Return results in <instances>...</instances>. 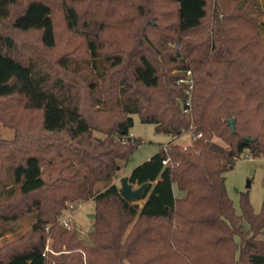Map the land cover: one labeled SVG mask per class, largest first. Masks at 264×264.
Segmentation results:
<instances>
[{
	"label": "trees",
	"instance_id": "trees-1",
	"mask_svg": "<svg viewBox=\"0 0 264 264\" xmlns=\"http://www.w3.org/2000/svg\"><path fill=\"white\" fill-rule=\"evenodd\" d=\"M7 107L40 132L0 137V236L33 216L0 264H264V199L256 213L242 193L237 214L225 175L264 156V0H0ZM134 114L172 140L127 200L113 179L145 143ZM89 200L83 239L59 217Z\"/></svg>",
	"mask_w": 264,
	"mask_h": 264
},
{
	"label": "rangeland",
	"instance_id": "rangeland-1",
	"mask_svg": "<svg viewBox=\"0 0 264 264\" xmlns=\"http://www.w3.org/2000/svg\"><path fill=\"white\" fill-rule=\"evenodd\" d=\"M134 126L131 129L136 136L144 139L145 143L135 151L132 159L123 165L122 169L116 172V181L119 187L122 188L123 180L122 173L127 172L134 166L141 164L148 159L154 152H156L161 144L172 140V136L164 133H157L155 125L151 123H144L140 120L138 114H134ZM24 133L26 136L33 138L34 133L40 132V113L38 111H24L12 109L7 107V111L0 110V137L7 141H13L16 138V130ZM96 135H102L95 132ZM29 137V138H30ZM192 136L190 132L182 135L178 142L187 146L191 143ZM226 186L229 197L232 199L235 211L241 214V195L248 193L250 203L253 210L258 213L261 210L264 199V156L254 157L245 151L233 168L226 173ZM250 184V185H248ZM105 185H102L104 188ZM141 186L133 185V189H138ZM176 195H182V192L177 189L175 185ZM143 204L144 200H136ZM95 214V202L89 200L86 202L75 201L70 203L66 210L59 217L60 223L68 220L70 226L78 230L81 238L86 239L88 232L94 228V218L90 214ZM33 216L26 217L18 222L12 232L4 236H0V246L7 241L12 240L15 236L26 231ZM51 244V240L49 241Z\"/></svg>",
	"mask_w": 264,
	"mask_h": 264
},
{
	"label": "water",
	"instance_id": "water-1",
	"mask_svg": "<svg viewBox=\"0 0 264 264\" xmlns=\"http://www.w3.org/2000/svg\"><path fill=\"white\" fill-rule=\"evenodd\" d=\"M233 122H234L233 119H231L230 123L233 124ZM145 188H146V184L142 185L138 189H133L132 185L128 182V179L125 178L122 183L121 193L123 197H125L127 200H135V199H138L142 195ZM90 216L93 218L95 217V214L92 213L90 214Z\"/></svg>",
	"mask_w": 264,
	"mask_h": 264
},
{
	"label": "built area",
	"instance_id": "built-area-1",
	"mask_svg": "<svg viewBox=\"0 0 264 264\" xmlns=\"http://www.w3.org/2000/svg\"><path fill=\"white\" fill-rule=\"evenodd\" d=\"M187 74H188V76H189V81L192 82V79H191V71H187ZM192 88H193V85L191 84L190 87H189V89L191 90ZM187 103H188V104L190 103V99H188ZM131 136L134 137L133 134H131ZM163 163H164L165 165H168V164L170 163V160H169V159H165V160H163ZM69 223H70V222H68V220H65L64 224H63V223H61V224H63V225L66 226V227H70V224H69ZM48 248H49V246H47V249H48Z\"/></svg>",
	"mask_w": 264,
	"mask_h": 264
},
{
	"label": "crops",
	"instance_id": "crops-1",
	"mask_svg": "<svg viewBox=\"0 0 264 264\" xmlns=\"http://www.w3.org/2000/svg\"><path fill=\"white\" fill-rule=\"evenodd\" d=\"M131 134H133L134 136H136L133 132H131ZM164 144H166V143H164ZM159 149H160V148H159ZM159 149H158V150H159ZM158 150H157V151H158ZM157 151H156V152H157ZM156 152H154L153 154H155ZM153 154H152V155H153ZM152 155H151V156H152ZM151 156H150V157H151ZM150 157H148V159H149ZM148 159H147V160H148ZM145 161H146V160H145ZM124 164H125V163H123V162L120 163V166H119V169L117 170V172L120 171V170L122 169V167H123ZM136 166H137V165H136ZM136 166H134V167H136ZM134 167H133V168H134ZM133 168H132V169H133ZM132 169L128 170V171L125 172V173H122L121 177L123 176L122 178H124V177L127 178L128 175H129V173L131 172ZM115 177H116V176H115ZM113 183H117L116 178L113 179ZM130 184H131V183H130ZM131 185H132V188H133V185H134V184H131ZM136 185H137V184H136Z\"/></svg>",
	"mask_w": 264,
	"mask_h": 264
}]
</instances>
